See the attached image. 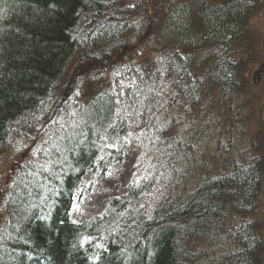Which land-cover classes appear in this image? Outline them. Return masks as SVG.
Returning a JSON list of instances; mask_svg holds the SVG:
<instances>
[{"label":"trees","instance_id":"trees-1","mask_svg":"<svg viewBox=\"0 0 264 264\" xmlns=\"http://www.w3.org/2000/svg\"><path fill=\"white\" fill-rule=\"evenodd\" d=\"M148 1L0 0V155L23 142L38 149L4 198L0 264H93L97 253L100 264L259 263L257 224L232 223L251 214L264 185L263 154L252 161L246 146L236 150L231 173L204 178L190 192H180L187 169L174 172L175 185L154 202V175L89 198L91 210L75 215L92 191L87 182L104 181L127 158L126 120L135 99L143 104L132 115L133 129L187 152L205 128H187L186 139L175 135L166 126L177 119L172 109L182 112L183 99L196 102L209 87H219L230 105L250 87L242 72L250 63L247 24L255 0ZM130 45L138 54L131 62L109 64L104 74L96 68ZM75 60L96 64L90 94L85 70L72 69ZM199 105L184 108L185 116L202 117ZM228 227L234 249L222 247L230 241ZM85 237L92 242L81 247ZM220 239L215 247L208 242Z\"/></svg>","mask_w":264,"mask_h":264},{"label":"rangeland","instance_id":"rangeland-1","mask_svg":"<svg viewBox=\"0 0 264 264\" xmlns=\"http://www.w3.org/2000/svg\"><path fill=\"white\" fill-rule=\"evenodd\" d=\"M121 1L126 3V0ZM255 1L256 9L250 13L251 15L249 16L247 24L249 34L253 36L252 44L248 50V52L250 51L251 53L249 56L250 63L243 67L242 72L243 77L250 85L249 89L246 91L247 93L242 95V97L240 95L237 99L232 97L230 100L231 104L229 105L228 99L223 97V93L219 87H209V91L205 92L206 95L202 98L201 102L205 107L203 111L205 113L202 114V117L198 118L185 116L184 111L186 110H184V108H194L190 104V99L187 97L183 99L181 102L182 112L176 110L177 107L175 106L172 109L171 115L177 117V119L166 120V126L174 131L175 135L177 132L180 133L181 136H184V139H186L185 130L187 128L197 131L199 130L198 128H205V130H199L201 140L195 142L193 146L190 145L191 151L187 152L191 153L187 154L186 149L183 147L185 150L181 148L180 150L182 151L179 150L177 153L171 155L169 152L162 149V145H164L163 141H159V138L156 136L153 137L150 131H146L145 129H133L137 121L132 115H136L135 113L137 112L135 110H138L136 109L138 108L137 106L143 104L142 99H135L132 103L133 107L130 109L131 113H129L131 121L126 120V122H128L127 127L130 130L125 140L126 145L130 148L128 151L129 154L127 158L123 160L122 164L111 169L109 176L104 181H96V183L92 181L87 182L89 187L92 186V191L86 193L85 198H87L85 199V203L75 207V215L77 218L86 215V213L91 210V202L96 199L101 200L104 195L108 196L116 192H123L130 183L133 184L143 178H153L154 175V183L151 188V193L149 194L154 196V198H149L155 202L157 197H161L162 194H167L168 191L173 188L175 185V183H173V171L176 168L178 169L182 163L188 164L187 171L189 174L182 178L181 182L183 185L180 187V192L184 190H186L185 192H190L200 185V181L204 178H211L222 172L231 173L232 169L230 168L233 164L232 159H235V156L239 157L237 156L238 151L236 150H241L243 146H246V151L249 154L248 157L251 158L252 161L260 154H263L264 157V71H261L258 81L255 80V72L261 67V64L264 63V0L261 2H259V0ZM148 2H152V0ZM136 49L137 46L130 45L125 55L122 52H118L109 60H101L96 68H100L103 74L109 73V68L112 66L109 64H112L114 58H119L122 62L129 63L138 56ZM75 65H78L81 71L85 70V91L91 89V84L95 83V79H90L92 76L90 73L95 70L92 66L95 67L96 64L88 62L86 65L80 66V63L75 60V62L71 64L72 69L75 68ZM102 80L105 81L106 79L102 78ZM109 85H112L111 82H109ZM64 89L67 88L64 87ZM123 92L124 91H122V93ZM87 93L90 94L92 92L87 91ZM224 110H226L225 113H223ZM149 112H151V110L147 109L145 115ZM147 119L151 120L150 118ZM188 120L191 121L188 122ZM243 128L245 129L243 130ZM26 129L27 127L21 128V136ZM218 132L220 133L218 134ZM243 133L246 134L244 140L247 142L240 140V138L242 139L241 134L243 135ZM220 135H222L220 137L222 139L221 141H219L220 138L218 137ZM227 136H232L231 138L234 139H229ZM23 138L25 139L27 137ZM191 140L194 142L193 138H191ZM184 146H186V144ZM219 146H221V148ZM37 150V147L34 145L30 147L28 142H23L20 145H11V147L5 149L1 153L0 217H3L5 213L4 198L7 189L10 187L11 178L13 177L10 175L13 171L18 172L26 160L32 161L35 158L37 159V157L34 156ZM176 151L177 150H175V152ZM160 152H163L164 155L160 156ZM224 156H226L227 159ZM156 162L158 163L155 164ZM164 167H166L167 170H165ZM93 187L96 188L95 191H93ZM261 190L262 193L259 195L258 205L251 214L246 217H243V215L240 217L235 216L239 218L232 221V223L236 225H239V221L245 222L246 220L257 224V232L259 234L258 241H260L263 246V249H260L259 252L258 264H264V185ZM89 198H91V202L86 203L90 201ZM169 198L172 199V196H169ZM228 229L229 231L227 233L230 234V241L228 243L225 242L222 247H224L223 249H225L226 246L228 249H234L233 246L237 244L235 236L232 234L234 228L228 227ZM220 241L221 239L215 241V246L219 245ZM220 251L217 250V252H212V256L214 257Z\"/></svg>","mask_w":264,"mask_h":264},{"label":"bare ground","instance_id":"bare-ground-1","mask_svg":"<svg viewBox=\"0 0 264 264\" xmlns=\"http://www.w3.org/2000/svg\"><path fill=\"white\" fill-rule=\"evenodd\" d=\"M250 36H251V41H252V39H253V36L250 34ZM251 44H252V42H251ZM252 52V51H251ZM202 102V97H200V96H198L197 98H196V102H191V105H192V107L193 108H197L198 106H200L199 105V103H201ZM49 122H51L52 124H54V122L55 123H57L56 121H55V119H53V117H52V119H49ZM52 124H50L51 126H53ZM67 133H69V132H67ZM165 144V143H164ZM9 147H11V146H9ZM9 147H7V148H5V149H8ZM4 149V150H5ZM162 149L163 150H165V151H167V152H169V154L171 155V154H174L175 153V150H174V147L173 146H171L170 144H166V146H163L162 147ZM164 154H163V152H160V156H163ZM158 162H156L155 164H157ZM154 164V165H155ZM187 169V167L185 168V165H184V163H182V164H180V166L178 167V169L176 168V169H174V171L173 172H179V173H182L183 175L186 173V170ZM22 171V170H21ZM16 174H18V172L17 171H13L12 172V174L10 175V176H13V175H16ZM257 202H256V204H255V207H254V209L256 208V206L258 205V199L256 200ZM253 209V210H254ZM231 216V215H230ZM237 218H239V217H237ZM236 218V219H237ZM209 243H211L210 245H212V246H214L215 244H214V242H212V241H208ZM203 244H205V242L203 241L202 242ZM204 247H206V246H204ZM196 250H198V251H201V249H199V248H197Z\"/></svg>","mask_w":264,"mask_h":264},{"label":"snow or ice","instance_id":"snow-or-ice-1","mask_svg":"<svg viewBox=\"0 0 264 264\" xmlns=\"http://www.w3.org/2000/svg\"><path fill=\"white\" fill-rule=\"evenodd\" d=\"M133 7L135 6V5H132ZM50 7H55V5H50ZM102 159V158H101ZM251 223H253L252 221H249V224H251ZM92 242V238H90V237H85L82 241H81V247H83L85 244H87V243H91ZM95 247L97 248V249H100V250H102V251H106V249L104 248V246L102 245V244H100V243H96V245H95ZM90 259H92V261H93V264H100V260H101V256L99 255V253H97L96 255H95V257L94 258H90Z\"/></svg>","mask_w":264,"mask_h":264},{"label":"water","instance_id":"water-1","mask_svg":"<svg viewBox=\"0 0 264 264\" xmlns=\"http://www.w3.org/2000/svg\"><path fill=\"white\" fill-rule=\"evenodd\" d=\"M255 80L258 81V80H257V75L255 76Z\"/></svg>","mask_w":264,"mask_h":264}]
</instances>
